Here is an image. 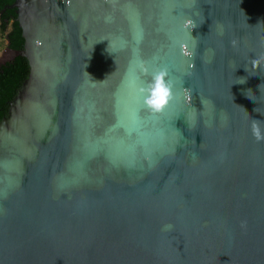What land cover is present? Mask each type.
Wrapping results in <instances>:
<instances>
[{"label":"water","instance_id":"95a60500","mask_svg":"<svg viewBox=\"0 0 264 264\" xmlns=\"http://www.w3.org/2000/svg\"><path fill=\"white\" fill-rule=\"evenodd\" d=\"M10 7L0 264H264V0Z\"/></svg>","mask_w":264,"mask_h":264},{"label":"trees","instance_id":"16d2710c","mask_svg":"<svg viewBox=\"0 0 264 264\" xmlns=\"http://www.w3.org/2000/svg\"><path fill=\"white\" fill-rule=\"evenodd\" d=\"M14 1L0 0V33L9 49L20 51L24 48L25 39L16 20L15 8L10 7ZM29 72L30 65L23 55H16L0 63V122L8 116L10 101L17 95Z\"/></svg>","mask_w":264,"mask_h":264},{"label":"clouds","instance_id":"9594fccd","mask_svg":"<svg viewBox=\"0 0 264 264\" xmlns=\"http://www.w3.org/2000/svg\"><path fill=\"white\" fill-rule=\"evenodd\" d=\"M161 95L159 99H153L149 101V103L153 106L156 111L161 110L164 105L167 103V98L169 96V92L166 89H158ZM253 134L256 136L257 139L264 138V131H261L258 126H254Z\"/></svg>","mask_w":264,"mask_h":264},{"label":"rangeland","instance_id":"374dc122","mask_svg":"<svg viewBox=\"0 0 264 264\" xmlns=\"http://www.w3.org/2000/svg\"><path fill=\"white\" fill-rule=\"evenodd\" d=\"M6 43L4 36L0 33V63L10 60L15 54L6 46Z\"/></svg>","mask_w":264,"mask_h":264}]
</instances>
